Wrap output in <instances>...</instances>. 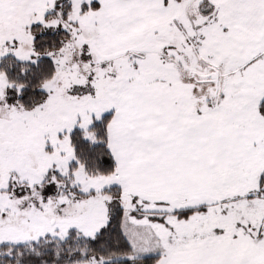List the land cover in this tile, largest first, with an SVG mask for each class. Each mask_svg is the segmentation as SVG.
<instances>
[{
  "label": "snow or ice",
  "instance_id": "snow-or-ice-1",
  "mask_svg": "<svg viewBox=\"0 0 264 264\" xmlns=\"http://www.w3.org/2000/svg\"><path fill=\"white\" fill-rule=\"evenodd\" d=\"M0 264H264V0H0Z\"/></svg>",
  "mask_w": 264,
  "mask_h": 264
}]
</instances>
